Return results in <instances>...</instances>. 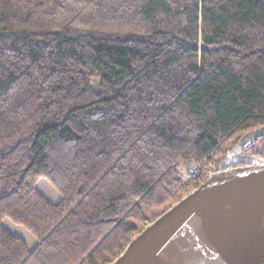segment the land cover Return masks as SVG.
Wrapping results in <instances>:
<instances>
[{
  "label": "trees",
  "instance_id": "obj_1",
  "mask_svg": "<svg viewBox=\"0 0 264 264\" xmlns=\"http://www.w3.org/2000/svg\"><path fill=\"white\" fill-rule=\"evenodd\" d=\"M261 126L264 0H0V264L111 263Z\"/></svg>",
  "mask_w": 264,
  "mask_h": 264
},
{
  "label": "water",
  "instance_id": "obj_2",
  "mask_svg": "<svg viewBox=\"0 0 264 264\" xmlns=\"http://www.w3.org/2000/svg\"><path fill=\"white\" fill-rule=\"evenodd\" d=\"M246 132L196 188L149 222L109 264H264V159ZM240 163L242 166L228 167Z\"/></svg>",
  "mask_w": 264,
  "mask_h": 264
},
{
  "label": "rangeland",
  "instance_id": "obj_3",
  "mask_svg": "<svg viewBox=\"0 0 264 264\" xmlns=\"http://www.w3.org/2000/svg\"><path fill=\"white\" fill-rule=\"evenodd\" d=\"M255 145H256L255 146L256 148L260 149L261 145L258 144V142ZM226 149H230V146H227ZM230 151H231V149H230ZM222 158L224 159V156ZM210 164H213V163L210 162ZM182 169H181V174H182V179H184V173L186 172L185 171L186 168L183 170ZM210 169L213 172L215 169V172H216L218 170V166H216L214 169L212 168V166L209 169H204L205 172L203 173V176H206V171L210 170ZM191 179H193V178H191ZM188 180H190V179H188ZM36 188L40 193H42L48 200H50L53 203L58 202L61 198V195L58 193V191L46 179H40L36 184ZM2 224L11 234L18 236V237H21L25 241L28 249L31 250L36 245L37 240L35 239V237L32 236L31 233L26 228H24L23 226L15 224L14 222L9 220L8 218H5L2 222Z\"/></svg>",
  "mask_w": 264,
  "mask_h": 264
},
{
  "label": "flooded vegetation",
  "instance_id": "obj_4",
  "mask_svg": "<svg viewBox=\"0 0 264 264\" xmlns=\"http://www.w3.org/2000/svg\"><path fill=\"white\" fill-rule=\"evenodd\" d=\"M258 142L260 144V149L256 148L255 144ZM242 154L248 155V156H254L260 159H264V137L255 139L245 145L243 148ZM243 164L236 163L229 165L228 167H236V166H242Z\"/></svg>",
  "mask_w": 264,
  "mask_h": 264
},
{
  "label": "built area",
  "instance_id": "obj_5",
  "mask_svg": "<svg viewBox=\"0 0 264 264\" xmlns=\"http://www.w3.org/2000/svg\"><path fill=\"white\" fill-rule=\"evenodd\" d=\"M229 153H230V149H226L224 157L227 156ZM211 166H212L213 169L216 167L215 164H211L206 169H209ZM213 173H215V169H214V172L211 169L207 170L206 171V176H204V177L207 178L208 176L212 175ZM195 176H196V165H191V166H189V168L184 173V179L183 180L186 181V180L191 179V178H193Z\"/></svg>",
  "mask_w": 264,
  "mask_h": 264
}]
</instances>
